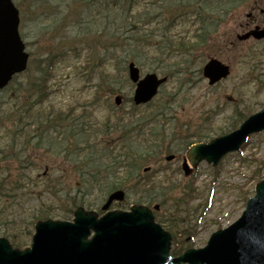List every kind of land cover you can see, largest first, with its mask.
<instances>
[{
  "label": "trees",
  "instance_id": "16d2710c",
  "mask_svg": "<svg viewBox=\"0 0 264 264\" xmlns=\"http://www.w3.org/2000/svg\"><path fill=\"white\" fill-rule=\"evenodd\" d=\"M143 1L61 0L64 7L61 11L62 17L58 12L50 18L52 21L50 28L55 34L52 39L57 42V49L48 52V58L44 61L48 64L47 68L42 71L40 65L37 64L36 68L29 70L26 79L17 81L13 90L8 89L11 90L8 94L11 124L19 123L21 125V123L32 122L36 128L35 135V132L30 135L20 134L22 148L19 150L21 154L19 157L26 162L25 167L28 168L35 164V159L31 158V155L37 156L38 151L46 149L53 153L55 149H59L60 155H63L66 162H70L73 170H76L77 173L81 172V185L77 187V191L81 195L79 202L75 198L73 200L66 198L70 205L65 204L64 210L57 211L48 208L37 212L36 217L38 218L57 216L64 220L69 219L76 206L96 207V201L91 203L86 200L91 195L100 194L99 199H102L117 188L125 190L136 188L142 181L139 176L141 168L151 162L153 156L157 154L155 147L149 145V141L164 138V134L159 133L155 128H149V126H154L157 122L163 123V125L171 122L168 115L172 114L170 106L173 105L171 102L174 96H170L169 102L167 94L163 100L161 98L156 101V105L152 109L154 111L149 112L148 117H139L135 121H126L120 118L114 126H104L107 134L115 137L119 133V137L115 138L113 144L100 147L101 143L92 146L89 144V142L98 139L97 136L101 134L99 131L92 127H86L83 123L79 125H73L74 122L64 124L62 122L65 119H61L59 114H55L51 110L46 112L43 107L46 100L44 99L46 97V81L51 77L54 67L64 62L65 57L69 55V46H72L70 44L84 45L82 49L89 53L86 63L92 64L89 73L92 79L96 78L100 83L99 90H102L104 85L112 88V86L121 83V80L125 81L120 77L124 74L125 63L134 60L141 69L162 70L164 76L167 75L169 79L178 83L177 91H181L193 82V78L200 77L199 66L208 54L217 53V46L222 41L219 31L227 21V17L232 14L231 11L236 8L237 3H240L238 0H152L147 6L142 3ZM51 4L50 0H40L34 6L44 11ZM141 6L150 12L153 11L152 15L147 12L135 15L134 11ZM55 7L61 9L59 6ZM66 7L69 8L65 9ZM69 18H72L73 21L69 22ZM176 18L182 20L183 26L193 18L191 24L193 29L186 32L184 38L182 36L174 38L169 35L174 27L172 20ZM154 21L156 24L158 22L162 24L159 34L146 29ZM61 31L66 33L70 31L69 38H72L66 41L67 37L59 36ZM149 36L160 37L161 40L158 43H151L147 38ZM74 49V52L77 51L76 48ZM80 54L76 55V59ZM101 55L102 58H100ZM99 58L100 65L94 66L93 64ZM108 62L112 63L113 72L116 73L101 70L106 64L108 65ZM109 90V93L113 92L112 89ZM209 119L210 117L206 116L204 121ZM242 119L243 115L235 111L230 119L232 122L229 124V128L225 129L234 127V124ZM55 122L57 124L54 127H58V129L53 130L58 133L57 138L60 137V141L56 138H52L54 140L50 141L47 138L52 133L51 124ZM46 132H48L47 136H45ZM223 132H225L223 128L216 131L211 129L193 136L201 141L210 139L213 135H221ZM14 137L13 135V148L18 145V142L14 141ZM190 143L186 142L187 147L191 145ZM110 147H112L111 150ZM29 152L31 153L27 155ZM16 184L18 190L20 186L18 180H16ZM140 191L134 195L138 196L134 197L138 204L150 205L155 200L150 195L143 194L142 190ZM57 194L62 193L53 191V195ZM4 212L5 209L0 210V221L3 220L1 216ZM3 233L10 237L8 229H4ZM12 242L15 246L22 247L21 241L14 237H12Z\"/></svg>",
  "mask_w": 264,
  "mask_h": 264
},
{
  "label": "rangeland",
  "instance_id": "374dc122",
  "mask_svg": "<svg viewBox=\"0 0 264 264\" xmlns=\"http://www.w3.org/2000/svg\"><path fill=\"white\" fill-rule=\"evenodd\" d=\"M145 1L148 2L150 0ZM255 1L257 0H243L237 9L232 11V16L227 17L226 25L221 27L223 43L226 45L230 43L236 46L232 51H228L227 49L229 48L223 50L221 48L222 43L217 46V55H222L224 57L222 58L232 67L229 78L213 87H208L205 80L194 81L189 84L192 90L188 92V95L178 97V102L173 104L174 110L172 112H174L173 115L176 120L172 124L168 123L165 125L167 137L165 136L164 143L167 148H172L170 153L178 155L180 159L176 158L173 161L165 162L164 157L160 155L159 163L157 164L156 162L151 166L152 168L159 167V170L152 176L153 183L148 185L145 181H140L135 188L137 190H145L152 184L155 185L158 193L161 192L163 194L164 207H161L160 219L166 221V227L175 235L172 248L179 250L177 254L182 252V248L187 245V241L192 244L190 248L202 247L215 230L225 228L236 221L244 209L246 199L254 195L253 190L256 182L258 179L264 178V133L248 138V142L245 143L240 151L223 158L216 167L212 168L211 165L202 162L189 178L183 176L180 166L181 156L184 154L187 145L186 141H198L193 135H199L205 130L212 129L216 131L219 128H229L234 109H236L237 113L244 115L245 118L259 111L264 106V41L253 42L250 40V42L236 45L235 40V35L239 34V23L246 21L245 15L253 9ZM18 2L16 1L17 4ZM52 2L49 6L51 9L55 10V6L61 7L60 10L64 9L61 0H52ZM33 5L34 1L27 0L23 2L19 10L21 13L19 32L26 44L27 52L33 55L30 61L33 59L36 62L39 53L46 45V38H48V33H45L44 29L50 25L51 21L40 18L37 24L33 22L37 15L35 11H40V9L33 8ZM262 7L264 8V5ZM141 12H147L150 15L153 13V11L150 12L143 6L134 11L135 15ZM255 12L258 14L256 20L264 23V15L259 14L257 10ZM45 15H48V13L45 12ZM191 21L189 25L192 24ZM158 27L162 28V24L159 22ZM158 27L154 21L146 29L149 32L155 31V34H159L161 29ZM45 30L49 31L50 28ZM188 31L187 27L181 25V27L172 32V35L184 38L185 33ZM62 36L69 37V34L65 32ZM147 38L151 43H158L161 40L160 37L156 38L155 36ZM82 47L84 45H78L77 49L80 50ZM228 47L231 46L228 45ZM82 52L83 58L89 56V53L86 55L84 50ZM102 57L101 55L100 58ZM100 58L95 61L94 66L100 65ZM74 64L73 61H69L68 63H61L54 68L53 79L49 83L52 92L45 104L47 107L46 111L53 110L54 113L67 112L73 108L74 117L90 120L91 123L99 126L100 129L106 118L111 116L108 111L110 105L103 102V93L108 90H102L101 92L103 93H101V98H99L101 101L96 105H91V101L96 95L95 84L87 81L82 74H77ZM108 64L110 67L112 66V63L108 62ZM103 71L109 72V69H104ZM147 72H152V70L145 68L141 70L142 75ZM160 73V71L157 72L161 76ZM125 75L127 78L126 73L123 76ZM96 83L99 84L98 82ZM176 89V83L172 82L167 91L174 93ZM132 91L133 86L126 81L121 84V91H118V94L125 100V98L132 97ZM113 99L114 96L111 98L110 104L114 107ZM132 105L130 102L124 103L120 110L116 109L117 114L115 115L129 112ZM216 106L219 107V111H217V114L212 112L215 118H211L209 124L202 125L200 130H196L200 115L209 112L208 110H212ZM142 112L145 113L146 111ZM240 123L237 122L235 127H238ZM7 124L0 126L10 127V119ZM227 133L229 132L225 134ZM7 134L6 131L0 130L1 151H6L10 144ZM98 139L110 141V138L106 135L98 136ZM207 141L203 140L202 142ZM13 164L15 163L13 162ZM43 170V167H41L33 171L31 176L41 175ZM256 171H258V174L255 176ZM43 186L41 182L35 187L26 189L30 194L21 198L19 202L17 200V205L14 207L13 215L11 216L16 226H21L22 221L25 218L28 219L27 216H30L34 209H38L37 206L41 199L37 197L36 193L42 190ZM134 191L133 188L129 190L130 195L126 199L129 204L125 205L126 207H120L118 203H114L110 210L128 209V206L133 205L135 202L132 199ZM100 197V194L91 195L86 200L91 203L96 201L98 202V207H100L102 205V202L99 201ZM45 200L46 198L43 197V201ZM97 208L94 207L93 210L96 211L98 210ZM182 220L184 221L183 223H181ZM18 230H22V228ZM30 240L31 237L28 238L26 246L29 245Z\"/></svg>",
  "mask_w": 264,
  "mask_h": 264
},
{
  "label": "water",
  "instance_id": "95a60500",
  "mask_svg": "<svg viewBox=\"0 0 264 264\" xmlns=\"http://www.w3.org/2000/svg\"><path fill=\"white\" fill-rule=\"evenodd\" d=\"M19 12L10 0H0V88L15 73L26 69L28 54L24 53L19 33ZM264 38V29L255 27L239 34L238 40ZM229 67L211 58L203 66V76L212 85L229 75ZM129 79L136 83L133 102L145 104L156 96L166 78L147 74L139 80L134 63L129 64ZM120 101L116 98V103ZM264 130V107L248 117L232 133L194 145L186 159L194 168L205 160L217 162L228 152L237 150L245 139ZM169 156L167 160L171 159ZM185 175L191 173L185 160ZM255 196L246 201L245 210L234 224L212 234L202 249L186 250L171 256V236L154 220L152 210L144 205L131 206L129 212L107 211L124 193H112L102 206L103 216L82 207L75 209L72 222L37 221L29 248H11L0 238V264H264V180L256 183ZM157 209V206L154 207Z\"/></svg>",
  "mask_w": 264,
  "mask_h": 264
},
{
  "label": "flooded vegetation",
  "instance_id": "af4514ba",
  "mask_svg": "<svg viewBox=\"0 0 264 264\" xmlns=\"http://www.w3.org/2000/svg\"><path fill=\"white\" fill-rule=\"evenodd\" d=\"M260 1V3L262 2L261 0H259ZM244 26L246 27L247 26V24H244Z\"/></svg>",
  "mask_w": 264,
  "mask_h": 264
}]
</instances>
